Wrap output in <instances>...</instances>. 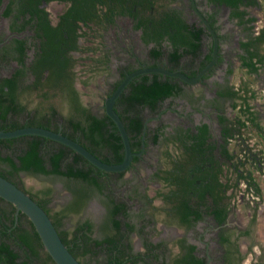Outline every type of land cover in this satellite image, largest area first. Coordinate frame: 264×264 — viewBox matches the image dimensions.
Returning <instances> with one entry per match:
<instances>
[{
  "label": "flooded vegetation",
  "instance_id": "1",
  "mask_svg": "<svg viewBox=\"0 0 264 264\" xmlns=\"http://www.w3.org/2000/svg\"><path fill=\"white\" fill-rule=\"evenodd\" d=\"M256 4L257 0L255 4L239 3L236 9L245 11L241 20L232 13L233 7L214 0H0V85L5 79L14 82L13 104L17 108H24V101L19 98L23 86L35 93L56 89L63 93L70 107L76 101L87 107L79 90L84 86L82 79L89 73L82 71L112 70L114 77L110 78L101 100L104 112L99 117L105 138L116 129L115 143L105 140L99 145L92 139L83 140L80 131L70 132L72 114L65 120L69 130L64 129L54 113L32 114L21 120L72 136L103 161L117 163L124 157L123 141L105 111V100L129 73L145 70L125 83L113 103L128 134L132 151L129 165L120 171L100 169L99 178L105 179L106 184L94 188L104 193L100 218L96 219L98 210L93 208L92 213L78 219L72 227L81 225L89 246L101 241L86 253L93 264H182L189 252L200 259L198 264H241L244 261L241 255L246 252L252 255L248 249L251 234L248 224L237 230L220 231L224 229L230 203L237 197L231 173L226 172L227 167L233 170V165L225 162L221 153L220 144L226 139L220 117H225L228 126L236 124L231 122L230 113L234 101H238L236 108L241 104L240 98L222 92L239 89L240 85L231 84L224 74L232 70L235 57L240 61V55L247 54L241 43L258 36L264 27V24L259 28L254 25L256 16L251 8ZM6 8H9L7 14L3 13ZM250 16L254 19L249 20ZM214 46L215 60L208 66ZM255 46L264 53V40L250 45L249 49ZM262 64L264 61H256L257 70ZM53 67L60 70L50 77ZM157 67L188 76L207 69L196 82H188L176 75L151 70ZM155 81L167 83L169 93L151 94V83ZM243 94L249 106L251 93L247 89ZM0 100L3 107L10 104L7 95ZM14 113L8 110L7 121H12ZM241 135L235 132L227 140H239ZM164 136L169 139V147L160 160L154 149ZM204 136L205 143L200 144ZM246 144L250 147L249 142ZM0 149L2 153L12 152L5 146L0 145ZM254 151L259 160L257 166L263 167L264 156L259 148ZM240 155L244 157L242 151ZM46 167L49 168L48 163ZM23 172L27 173L18 170L17 174ZM10 179L20 186L14 176ZM218 181L222 182L221 186ZM116 182H123V186L104 191L108 183ZM87 186L83 205L90 197L91 188ZM72 197L71 192L70 199L56 212H51L44 200L35 197L58 232L63 230V219L75 213L59 211ZM211 201L226 206L222 221L210 211ZM28 225V217L0 197V264H4L2 257L6 253L13 256L16 264H44L43 245H33L37 251L33 254L31 248L26 250L20 245V237L11 238L16 233L19 236L25 233L30 228ZM166 230L176 236L168 242L155 236L156 232ZM241 240L246 241L244 249ZM250 247L255 251L254 245ZM255 260L259 264L258 256Z\"/></svg>",
  "mask_w": 264,
  "mask_h": 264
},
{
  "label": "trees",
  "instance_id": "2",
  "mask_svg": "<svg viewBox=\"0 0 264 264\" xmlns=\"http://www.w3.org/2000/svg\"><path fill=\"white\" fill-rule=\"evenodd\" d=\"M214 1H217L219 3H225L233 7L234 9L232 13L239 17L241 16L243 17L245 13L244 10L236 9L239 3H244V4L256 3V0H214ZM8 11L9 8H6L3 13L7 14ZM92 15H95L94 11L92 12ZM74 17L76 18L78 16H74ZM242 17L241 20H243ZM253 19H254L253 16L249 17V20H253ZM263 40H264V27L261 29L260 34L258 36H256L255 38L251 37L248 41H243L241 43L242 46H244L245 50L247 51V54L240 55V64L241 66L245 67L247 71L250 73H254L257 71L258 66L256 65V61L259 62L264 61V53L258 51L256 49V46L255 49L252 50L249 49V46L253 45L254 43L257 45ZM254 58L256 60H254ZM54 64L56 66V61L54 62ZM56 70H60V69L54 67L51 68L49 76L52 77L56 75L57 72ZM10 80L11 79H5V82H3V84L0 85V99L3 98L5 95H7L8 99H10V104L6 107L1 106V100H0V129L3 130L14 129L17 127L29 125L28 122L30 123L29 120L17 122L15 118H13L12 121H7L6 114L8 110L15 112L14 114L19 113L21 109L23 110L22 107L17 108L16 105L13 104V98H14L13 91L15 84ZM5 85L7 86V89L4 88ZM247 89L248 87L245 88V86L242 85L239 89L228 92H222L223 94H227V96L229 97L240 98L239 103L241 104L237 108L242 113V117L237 118V120L235 121L236 124L233 127L231 125L230 126L227 125V120L225 119L224 116L220 117L221 122L223 124L222 135L226 139L224 143L220 144V147H221V153L225 157V162L228 161L229 164L233 165V170L236 173V182L241 179L245 180L247 186L253 187L255 193H259L260 188L252 174V170L246 167V164L249 162L252 163V165L255 166L258 165L259 160L256 159V155H255L256 152L254 150H251V147H246L247 149L240 148V151H242V155L244 157L235 158V153L229 150L228 147L226 146L227 138L230 135H234L235 132L239 133L240 136L242 131L244 130L242 129L243 127L246 128L249 126H253L257 130H261V126L256 120V116L254 112L250 110L249 106L247 105V101H246L247 97H245L243 94V92ZM169 90L170 87L167 83H161L156 81L154 83H151V94L153 95L169 93ZM75 99L76 97L73 100ZM237 104H238L237 101L233 102V105H237ZM71 109L73 111H71L72 115H70L69 118V124L72 127V129H70V132H74L75 130L80 131L79 135H81L83 140L85 138L90 140L92 139L94 143H99V145L100 143H102V141L105 140L109 144L112 142L115 143L116 129H114V131L109 133L110 135H108V137L105 138V134L103 132V122L101 117L91 113L87 107L82 106L77 101L74 102ZM53 113L54 110L52 109V114ZM204 129H206L205 124H204ZM82 139L80 140V142H84L82 141ZM239 140H237V142H240ZM16 143L18 144L17 146H15ZM203 143H205V136L200 140V144ZM0 145L10 148L12 151L11 153H7V152L2 153L0 149V168H2L0 169V174L8 179H10V177H13L14 174H17L18 170H23L32 173H48V174L51 173L55 175L57 174L67 179H73L75 181H79L81 184H83L78 186L70 185V188L72 189L73 192V197L65 207L59 210L61 213L63 212L65 214L71 211L72 212L77 211L83 205L88 188L87 184L90 186L91 189L101 187L99 182V177L101 176V170L98 167L90 163L85 157H83L81 154H79L69 146L59 142L58 144L54 143V140H52L51 138L37 134H23L15 137L0 138ZM86 148L88 147L86 146ZM68 152H71V154H69ZM68 157H71V159H68ZM46 163L49 164V168L46 167ZM1 164H3L2 166L4 167H1ZM221 171L222 168L220 169V172ZM221 183L222 182H219L220 186L222 185ZM209 195L212 197L211 192L209 193ZM209 205H210L209 207L211 208L210 211L217 216L219 221H222L224 219L225 212L227 210L226 206L224 207L221 205V203H216L215 201L213 202L211 201ZM185 210L186 209H184V211ZM186 217L187 216H185V218ZM28 224L30 228L28 230H24L25 233H22L21 236H19V234L16 233L14 235H11V238L16 239L20 237V241H19L20 245L26 247V250H29L31 248L32 253L36 254L37 251L35 250L36 248H34L33 245L42 247L43 244L29 218H28ZM79 226L74 227L72 230H64L59 232V235L63 240V242L67 245L69 250L77 257L79 255H85L88 251L93 250L92 247H94V245L101 243V241H96L94 243H91V246H89L90 244H87L85 240L86 237L85 233L81 231ZM11 231L14 230L12 229ZM106 240H108V238ZM2 259L4 260V264H11V263L16 264L13 261V256L9 255V253L8 254L6 253V255L2 257ZM44 259H45L44 264H47V262L48 264H50V262L51 264H56L46 251H45ZM199 261L200 259L198 257L191 255V252H189L187 258L182 261L183 262L182 264H198Z\"/></svg>",
  "mask_w": 264,
  "mask_h": 264
},
{
  "label": "rangeland",
  "instance_id": "3",
  "mask_svg": "<svg viewBox=\"0 0 264 264\" xmlns=\"http://www.w3.org/2000/svg\"><path fill=\"white\" fill-rule=\"evenodd\" d=\"M251 11L252 14H255L256 16L254 25L256 28H259L264 24V0H257L256 7H253L252 5ZM231 63L232 70H227L224 74V78L233 85H240V87L244 85L245 88L248 87V90L251 93L249 107H251L250 110L254 111V114L257 117L256 120L261 126V133L256 132L252 126H249L244 130L246 132L250 131L249 134L246 132L244 133L245 140L242 135L240 142H237V140L234 139V141L228 139L227 141L229 142L226 143V146L231 151L235 149V158H239L241 156L240 148L245 146L248 147L246 142H250L252 140L257 144L256 147L260 149V153L264 156V64H262L261 68L256 72L250 73L241 66L237 57H235ZM86 72H88L89 75L82 79L84 86L81 88V90H79L81 99L89 111H92H90L91 113L95 114L96 116H101L104 112V109L101 105V100L108 89L110 78L114 77L112 70L82 71V73ZM23 84L25 85L26 82ZM20 93L21 94L19 98L22 100V102L24 101V108L14 116L17 122H22L21 120L24 119L23 116L31 117L32 114L38 116H45L48 113L52 114L53 109L54 114L57 117L56 119L60 120L65 130H69L65 124V120L68 115L71 114V107L64 100L65 96L62 92L53 89L48 91L38 90L37 93H35V91L32 92L28 89L26 90V87L23 86ZM232 108L233 110H231L230 114L232 115L233 120L231 122H235L237 118L242 117V113L234 105H232ZM168 141L169 139L164 136L160 139L158 144L155 145L154 155L157 157L159 156L160 160H162L161 157L163 156H161V154H163L164 150H167L166 147H169ZM173 150L174 148H172V151ZM2 165L3 164H1V167H4ZM246 167L252 170V174L259 185L260 199L251 203L246 197L248 186H245L242 183V179L236 182V174L234 173V170H231V168L229 169V167H227L226 172L231 173V177L234 180V192L237 197H235L234 201L232 200L233 203H230L229 214L225 224L223 225L224 229L220 231L224 232L230 229L237 230L241 228V225L245 226L248 224L247 228H249L248 230L251 233L249 235L250 243L248 249L251 250L252 255L250 253L247 255V252L244 253L243 256L241 255V257L244 258V261L241 264H255L256 256H258L259 264H264V165L263 167L262 164L260 166H255L249 162L246 164ZM14 177L16 178V181L19 182V187L27 190V193L30 192L36 198L44 200L47 208L51 212H56L57 208H60V206L70 199L72 192L70 185H83L79 181L67 179L54 174L23 172L22 174H14ZM104 180L105 179L102 180L101 178L100 183L103 184ZM121 186H123V182H116L111 185L108 183V187H104V191L111 192L113 190L120 189L119 187ZM97 189H91L89 193V199L78 212L74 211L75 213H72L63 219L61 224L63 229L62 231L71 230L76 221L81 217L86 216L90 212L92 213L93 208L98 210V213L95 216L96 219L99 220L100 214L102 213H100V211L102 203L101 201L104 197V193ZM152 190L153 186H151V194L153 192ZM35 197L33 198L35 199ZM57 218L59 220V217ZM155 236L168 242L172 239L171 237L176 236V233L169 234V230H166L162 233L156 232ZM240 244L244 249L246 241L241 240ZM250 245H254L255 251L252 250ZM42 253H44L43 250ZM93 257L95 259L98 258L95 255H93ZM78 259L85 262V264H93V260H91V258L86 254L79 255Z\"/></svg>",
  "mask_w": 264,
  "mask_h": 264
},
{
  "label": "water",
  "instance_id": "4",
  "mask_svg": "<svg viewBox=\"0 0 264 264\" xmlns=\"http://www.w3.org/2000/svg\"><path fill=\"white\" fill-rule=\"evenodd\" d=\"M213 32V31H212ZM216 46V45H215ZM214 46V56L211 62L212 64L215 60V47ZM207 67L201 70L198 74L194 76H188L185 73L167 70L165 68H151V70L160 71L163 73L179 76L180 78L188 82H196L197 78L206 71ZM145 70H135L129 73L124 80L116 87V89L109 95L105 100V111L107 115L114 121L116 124L119 133L121 135L123 145H124V157L122 161L117 163H108L100 159L93 152L83 146L81 143L68 137L67 135L61 133L60 131L53 130L51 128L39 126V125H26L17 127L14 129L3 130L0 129V138H9L15 137L23 134H37L45 136L61 142L83 157H85L90 163L102 170H113L120 171L125 169L132 158V151L130 149V143L127 131L123 124L122 119L115 111L113 103L125 83L135 74ZM0 197L10 201L14 204L16 211L23 212L29 220L32 222L38 236L43 244L44 249L51 256L53 261L56 264H82L80 260L69 250L67 245L61 239L59 232L53 223L51 217L47 211L24 189L19 187L16 183L10 179L4 177L0 174Z\"/></svg>",
  "mask_w": 264,
  "mask_h": 264
},
{
  "label": "built area",
  "instance_id": "5",
  "mask_svg": "<svg viewBox=\"0 0 264 264\" xmlns=\"http://www.w3.org/2000/svg\"><path fill=\"white\" fill-rule=\"evenodd\" d=\"M249 146L251 147L252 150H257L258 148L256 147V145L253 143V142H249ZM242 183L246 185V182L242 181ZM246 197L248 200H250V202L252 203L253 201H258L260 199V195L259 193H255L253 187H249L248 186V189H247V192H246Z\"/></svg>",
  "mask_w": 264,
  "mask_h": 264
}]
</instances>
